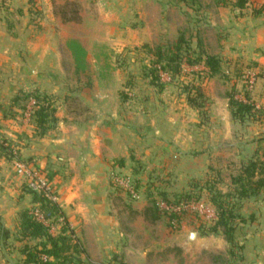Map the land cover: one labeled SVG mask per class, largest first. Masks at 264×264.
<instances>
[{
  "label": "rangeland",
  "instance_id": "obj_1",
  "mask_svg": "<svg viewBox=\"0 0 264 264\" xmlns=\"http://www.w3.org/2000/svg\"><path fill=\"white\" fill-rule=\"evenodd\" d=\"M195 1L35 0L32 5L28 0H0V45L20 51L0 54V106L7 105L19 87L52 96L55 106L64 96L68 107L80 113L74 125L47 131L52 138L61 136L71 148L66 151L71 159L58 163L60 176L65 179L79 173L80 167L73 162L85 139L86 125L82 127L81 122L97 117L98 109V120L103 122L111 111L114 133L131 146L123 167H116L122 158H114V166L98 184L110 192L111 213L119 230L129 233L125 240L133 247L128 262L126 257L125 261L113 257L109 264H264V219L253 221L255 207L264 209V198L238 200L233 183L251 161L264 164V114L260 113L264 76L244 67L254 61L253 52L264 51V28H256L264 23V0H245L243 8L236 6L238 0ZM260 8L261 15L254 21ZM63 10L70 20H63ZM180 35L189 41L190 49L183 43L179 74L159 69L160 86L153 84L147 75L154 61L152 50L160 44L173 46ZM71 39L86 51L85 65L79 70L67 47ZM201 50L219 57L222 74L207 78L201 63L188 64L187 55L196 57ZM4 64L9 65L8 71ZM235 68L241 69L242 76L235 78ZM31 78L42 85L33 86L26 80ZM190 85L201 87L206 97L201 107L188 103L185 88ZM229 93L239 101L248 96L255 103L242 121L231 114ZM28 104L14 120H25L34 129L32 101ZM12 146L14 160L24 163ZM30 170L43 176L52 171ZM259 177L256 169L252 180ZM52 192L59 202L58 190L54 187ZM188 192L192 193L189 199ZM214 192L224 194L234 211L232 242L225 240L220 229L210 231L217 219ZM160 199L174 210L158 207L157 221L145 223L141 215L132 213L133 205ZM36 208L38 204L33 203L28 209L33 215ZM170 214L176 218L170 219ZM45 223L52 225L50 235H59L62 220ZM23 248L19 257H25ZM143 251L146 257H139Z\"/></svg>",
  "mask_w": 264,
  "mask_h": 264
},
{
  "label": "crops",
  "instance_id": "obj_2",
  "mask_svg": "<svg viewBox=\"0 0 264 264\" xmlns=\"http://www.w3.org/2000/svg\"><path fill=\"white\" fill-rule=\"evenodd\" d=\"M256 15L258 16L252 17L254 21L258 19L261 13ZM250 19L249 21L252 20ZM261 26L264 28V23L256 28L258 29ZM13 50L17 54L20 53L19 49H15L13 46L0 45L2 56L5 52H12ZM22 53L24 52L22 51ZM252 58L254 61L264 64V51L253 52ZM1 66L2 62H0V69ZM3 66H6L7 71L10 69L9 65L4 64ZM26 80L31 81L30 83L33 86L42 85L37 78ZM20 82H23V80ZM12 84L16 83L11 82ZM16 88L19 89V87ZM103 98L105 97H101V100ZM67 103L64 96L58 98L55 112L57 121L54 130L57 127L61 129L66 124L74 123V118L80 116V113H75V110L70 109ZM100 113L101 109H98L96 110L97 117L94 115L86 123L85 121L81 122L82 127L86 125L85 139L82 141L83 146H81L79 152H76L73 162L74 165L77 162L80 171L63 179L60 176L61 170L58 163L71 159L66 152L71 148H68L65 141L59 138L61 136L58 135V138H52L49 136L50 131L42 136H36L34 129L28 122H24L25 120L19 122L14 119H3L0 111V142L1 139L8 138L10 143L16 146L19 154L18 158L23 162L25 161L21 163L14 159L0 157V264H26V257H19V249L31 240L22 237L19 223L20 213L33 204L32 194L27 186L28 176L26 171L34 169V167L45 169V172L52 170L50 172L54 173L53 184L59 192V206L68 225L71 226L74 242L78 243L82 249L79 252L72 251L77 257H67L68 263L66 264H72L71 262L109 264L110 260L115 261L113 257L122 259V261L127 259V262L130 260L133 247L125 240L129 233L119 230L118 221L111 213L110 192L101 189L98 184L101 183L106 171L114 166V158H122L123 164L120 165L118 162L116 167H123L126 156L130 154L131 146L126 143L127 139L114 133L115 128L109 118L113 116L110 115L111 111L108 110L105 113L109 114V116L106 115L108 120L105 122L98 120V114ZM69 116H71L72 121L67 119ZM100 125L103 127L102 130ZM100 130L102 134H97ZM20 164H23L25 168L20 167ZM91 183L96 184L93 186L94 188L88 187L92 186ZM86 184L89 185L84 187ZM263 198L264 196L257 199V202H260ZM137 204L133 205L134 211L132 213L139 215V217L142 216V221L146 223L148 220L144 218L142 210L147 203ZM256 206H259V204H256ZM255 209L256 211H253L255 220L253 221L257 224L261 222L259 218L264 219V209L262 211L257 207ZM258 235L259 232L253 237ZM261 236L264 237V235ZM22 239L27 240V242L24 243ZM145 253L143 251L139 257H146ZM123 257H126L125 260Z\"/></svg>",
  "mask_w": 264,
  "mask_h": 264
},
{
  "label": "trees",
  "instance_id": "obj_3",
  "mask_svg": "<svg viewBox=\"0 0 264 264\" xmlns=\"http://www.w3.org/2000/svg\"><path fill=\"white\" fill-rule=\"evenodd\" d=\"M30 4L35 5V0H28ZM195 3V0H191ZM245 5V0H238L236 6L238 8H243ZM263 8V7H262ZM262 12V9H257L255 14ZM67 12L63 10L61 12L63 20H70L66 16ZM186 44L187 50L190 49L189 41L185 40L183 35L176 40L173 46L168 44H160L154 47L152 50V55L154 56V61H152V66L148 70L147 75L151 77V82L153 84L159 83V69L169 70L172 75H177L181 69V62L183 59V47ZM67 47L73 56V61L75 68L77 70L82 69L85 65L86 52L83 46L74 39L67 41ZM186 50V51H187ZM188 54L187 52H185ZM186 60L188 64L201 63L204 66V70L201 73L205 74L207 78L214 77L218 74H222L221 61L216 55L206 54L203 50L197 53L196 57H190L187 55ZM244 67L254 71L258 70V74L264 76V65L257 61H249L245 63ZM240 68H235L234 76L238 78L242 76ZM187 101L194 107L198 108L202 106V102L206 101V97L200 86H187L185 88ZM229 98V105L231 108V114L234 118L242 121L246 114L250 113L255 107L248 96L245 101H239L234 99L232 93L227 94ZM33 100L31 105V117L30 121L34 126V133L37 135H44L48 130L52 129L56 125V106L54 105V98L46 93H42L38 89L25 91L23 89H18L14 95L11 97L9 103L5 106H0V111H2L3 119H16L18 110H24ZM200 100V101H198ZM264 114L263 111H260ZM14 147L5 138L1 139L0 142V157L6 159H14ZM18 158V157H17ZM119 164H123V159L118 160ZM258 170L260 177L255 181L252 180L255 170ZM54 173H45L46 178L50 188H54L53 184ZM233 183L237 186L236 197L238 200L247 199H259L261 197L262 189L264 188V164L260 161H251L242 171V173L233 178ZM29 192L32 194L33 203L38 204L39 210L42 212L46 220L56 222L59 218L62 219L63 225L59 235L52 236L48 232V227L41 221H38L29 211L25 209L20 213V232L23 238L28 240H37V243L33 245L25 244L22 249L25 255L26 264H66L70 255L69 251L79 252L81 247L78 243L74 242L73 232L68 226V222L59 206V203L53 201L52 199L45 196L42 192L37 193V191L29 188ZM215 195L212 196V201L216 206V221L214 225L210 228L211 232H216L221 230L224 238L227 242H232L234 240L233 231L235 230V224L233 220L235 219V214L232 207H229L230 202L225 201V195L214 192ZM187 199L192 197V193L188 192L185 196ZM165 199L164 197H162ZM167 202V201H166ZM142 214L146 220L149 222H155L159 219V209L156 201H150L146 205ZM175 214H170V219H175ZM45 257V259L43 258Z\"/></svg>",
  "mask_w": 264,
  "mask_h": 264
},
{
  "label": "built area",
  "instance_id": "obj_4",
  "mask_svg": "<svg viewBox=\"0 0 264 264\" xmlns=\"http://www.w3.org/2000/svg\"><path fill=\"white\" fill-rule=\"evenodd\" d=\"M32 103H33V100H32ZM19 166L25 168V166L23 164H20ZM26 173L28 176V185L32 190H35L37 192H42L45 196H47L48 198L57 202V198L55 197V195H53L52 189L50 188L46 178L43 175H38L33 170H30V171L27 170ZM116 179L118 180L117 177H116ZM126 181H127V183H129V179H127ZM132 194H133V196H135L136 193H133V191H132ZM156 203H157V206L159 208L165 207V209H167V210H174L172 205H170V206L167 205V203L161 199H160V201H157ZM33 215L37 217L36 219L38 221L43 222L48 227V230H49L50 224L45 223L46 219L44 218L43 214L40 212L39 208L38 209L36 208L34 210ZM59 219L62 220L61 218H59ZM50 226H52V225H50ZM43 258L45 259V257H43Z\"/></svg>",
  "mask_w": 264,
  "mask_h": 264
},
{
  "label": "water",
  "instance_id": "obj_5",
  "mask_svg": "<svg viewBox=\"0 0 264 264\" xmlns=\"http://www.w3.org/2000/svg\"><path fill=\"white\" fill-rule=\"evenodd\" d=\"M194 234H195V233H194V232H192V233H191V235H190V237H191L192 235H194Z\"/></svg>",
  "mask_w": 264,
  "mask_h": 264
}]
</instances>
